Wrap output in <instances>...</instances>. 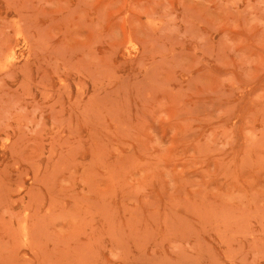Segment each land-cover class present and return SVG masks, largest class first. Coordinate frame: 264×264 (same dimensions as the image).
Here are the masks:
<instances>
[{
    "label": "rangeland",
    "instance_id": "374dc122",
    "mask_svg": "<svg viewBox=\"0 0 264 264\" xmlns=\"http://www.w3.org/2000/svg\"><path fill=\"white\" fill-rule=\"evenodd\" d=\"M0 264H264V0H0Z\"/></svg>",
    "mask_w": 264,
    "mask_h": 264
}]
</instances>
